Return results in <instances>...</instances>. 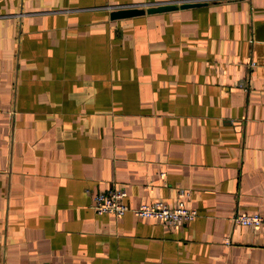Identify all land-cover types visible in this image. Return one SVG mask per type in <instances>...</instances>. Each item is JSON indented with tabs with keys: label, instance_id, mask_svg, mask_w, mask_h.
I'll list each match as a JSON object with an SVG mask.
<instances>
[{
	"label": "crops",
	"instance_id": "1",
	"mask_svg": "<svg viewBox=\"0 0 264 264\" xmlns=\"http://www.w3.org/2000/svg\"><path fill=\"white\" fill-rule=\"evenodd\" d=\"M237 214L264 217V0H0V264H264Z\"/></svg>",
	"mask_w": 264,
	"mask_h": 264
},
{
	"label": "built area",
	"instance_id": "2",
	"mask_svg": "<svg viewBox=\"0 0 264 264\" xmlns=\"http://www.w3.org/2000/svg\"><path fill=\"white\" fill-rule=\"evenodd\" d=\"M125 195L124 190H112L104 193L96 192L92 195L91 207L98 215L107 214L117 218L123 217L129 211L123 203ZM180 196L184 197L185 193L182 191ZM130 211L136 217L160 221L168 226L188 223L198 215L195 209L187 208L182 204L169 207L159 201L142 204ZM232 222L240 226L261 227L264 226V217L260 214H237L232 217Z\"/></svg>",
	"mask_w": 264,
	"mask_h": 264
},
{
	"label": "water",
	"instance_id": "3",
	"mask_svg": "<svg viewBox=\"0 0 264 264\" xmlns=\"http://www.w3.org/2000/svg\"><path fill=\"white\" fill-rule=\"evenodd\" d=\"M203 2H184L179 5L177 4H159L156 6H151L147 9L142 7H127V8H119L116 10H113L110 13L111 19H121V18H128L133 16H139L143 15L145 13L147 14H153V13H159V12H168L172 10H177L178 8L184 9V8H192V7H199L201 5H204Z\"/></svg>",
	"mask_w": 264,
	"mask_h": 264
}]
</instances>
